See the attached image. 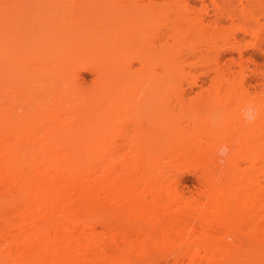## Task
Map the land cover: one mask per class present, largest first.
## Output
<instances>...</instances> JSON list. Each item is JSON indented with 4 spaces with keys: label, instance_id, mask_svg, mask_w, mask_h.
<instances>
[{
    "label": "bare ground",
    "instance_id": "1",
    "mask_svg": "<svg viewBox=\"0 0 264 264\" xmlns=\"http://www.w3.org/2000/svg\"><path fill=\"white\" fill-rule=\"evenodd\" d=\"M2 1L0 264H264V85L250 89L244 63L239 79L232 62L220 64L238 32H264V0H200L198 9L189 0H113L99 12L83 0L89 31L70 48L78 20L51 17L44 33L61 41L56 58L48 50L58 67L43 63L57 73L33 103L13 105L3 81L18 92L30 81L9 72L2 80L5 36L19 29L7 30L15 16L2 17ZM28 21L20 30L30 31ZM135 44L143 47L133 56ZM133 59L149 76L129 86ZM78 63L98 78L85 95L70 73ZM197 66L210 84L186 101L193 89L182 81ZM125 104L134 117L116 122L112 139L107 116ZM176 104L190 108L185 124L163 114ZM215 118L226 121L212 128ZM195 163L202 189L184 194L177 169Z\"/></svg>",
    "mask_w": 264,
    "mask_h": 264
},
{
    "label": "rangeland",
    "instance_id": "2",
    "mask_svg": "<svg viewBox=\"0 0 264 264\" xmlns=\"http://www.w3.org/2000/svg\"><path fill=\"white\" fill-rule=\"evenodd\" d=\"M1 1L2 0H0V2ZM4 1L7 2V4ZM93 1L91 0V3ZM112 1L113 0H97V1H94L93 4L88 2L89 3L88 6L90 7V9L94 8V9H97L96 10L97 12H99L101 8L103 7H105V9L107 8L110 9L108 5ZM127 1L128 0H123L122 2L128 3ZM217 1H220V0H217ZM2 2L3 4H1V6L2 7L6 6L5 10H2L1 12L3 13L2 17L3 16L4 17L15 16L13 21L9 20V23L8 21L6 22V24H9V25H6L7 30L9 32L11 31L15 32L16 30L12 28L14 25L16 26L18 25L17 27H19V29L17 30L18 33L15 32L13 33V35L12 33L8 34L10 36L12 35L10 39L8 38L10 36L6 35L9 32H6L5 34L6 35L5 39H7L8 44H9L8 47H10L9 50L11 51L10 52L8 51V54H7L10 56H6L5 58L6 61L4 62V65H3L1 77H2V80H4V78L6 79L5 73L9 72L10 74L13 75V80L15 81L16 79L21 80L24 83L26 81L27 82L30 81L29 82L30 86L18 92L17 90L15 91L14 86L12 84L9 85L7 84V82L3 81L1 90H2L3 95L6 97L7 104H12V105L18 104L21 101H23V103H30V101L33 103L34 99H36L38 95L41 94L45 90V82H46L45 79L48 77L49 78L55 77L57 73V69L55 68L58 67V64L54 62L53 60H55L57 56V52H58L57 46L59 45V42L61 41H59V39L57 38H54V39L48 38V35L44 33V32H47L44 30V28L48 25V22H50L52 18L62 19L66 16L67 17L69 16L70 20H72V18H74L73 20L75 19L78 20L76 21L78 23L76 24V27L73 28L71 31H69L66 36L68 37L70 42L67 41L65 43L67 44L66 46H69L68 44H71V41H74L76 39V36L80 34L82 35V33H85L87 30L89 31L88 28L89 26H91L90 25L91 22L89 23L88 18L85 21L81 20L82 19L81 17L83 16V14L86 16H89L87 13L84 12V11L87 12L89 7H87L86 9L85 3L87 2H84L83 0H65V1H62L60 4H58L55 8L50 7L51 2H49V0H3ZM205 2L207 3L208 1L205 0ZM90 4L91 6L92 5L93 6L91 7ZM189 4L194 9H198L201 6V1L200 0H189ZM90 9L89 11H91ZM99 18L101 19L102 17L100 16ZM25 20L27 21L29 20L28 21L29 25L32 24L31 25L32 29H31V26H29L30 31H29V28H28V31L26 32L20 30L19 25H23L21 23L24 22ZM260 20L263 21V19H260ZM12 24H13L12 27H8V26H11ZM223 24L228 25V22L224 21ZM99 36H100V33L98 37ZM263 36H264V32L262 30L259 31V36L257 38H253L252 35L248 33L238 32L236 35V42L234 45H229L227 47L223 46L220 48V55H221L220 64L224 66L232 62V71H233L232 76L236 77V79H239L237 75L240 72V64L244 63V67L241 72L243 73V76L245 77L246 81L249 83L250 89L252 91H258L262 89L264 85V76L262 74L264 72V39H263ZM115 38H116V35L115 33H113L112 34L113 41ZM35 40H37L36 41L37 43H34ZM19 43L22 45H20ZM69 47L73 48L74 46H69ZM142 47H143L142 45L135 44V46H133V48H131L130 50L131 55L133 54V56H135L141 50ZM54 48L56 49V51L54 50ZM50 49L56 53L55 54L51 52L55 54L54 56L55 58L51 56L52 54H49L50 52H48V50ZM18 52H20L19 53L20 56H18ZM12 55L13 56L16 55L15 57L18 56L19 57L18 59H20V57L24 55L25 58L21 57L22 60H18L16 58L17 61L15 60L13 61L11 58H8V57H12ZM15 57H13V59H15ZM43 59H46L47 62L51 63L54 67L55 66L56 67L54 68L48 63L44 64L43 61L44 62L46 61ZM45 66H48L51 68L44 70L43 68H45ZM73 66H74L72 67L73 69H71L70 67L69 68L71 70L70 73H72V71L75 73V77H76L75 82L77 84V86L75 87V92L78 93V95L88 94V92H91L96 86V82L98 80V78L96 77L97 74L95 75L94 71H92L91 69H88V67L83 64L79 65L78 63L77 65L74 64ZM131 67L134 73L131 76L132 77L131 80L129 81L131 83V84H128L129 86H132L133 85L132 82L134 83L137 80H139L140 83H143L144 81L147 80L149 76V72L147 69H141L138 61L133 59L131 61ZM117 69H118V66H117ZM186 70H189V77L187 76L188 79L183 80L182 83H184L185 86L192 85L193 91L186 94V101L188 100L190 101L194 97L195 91L209 86L210 78L206 73L204 74V69L202 67L197 66L194 68H188ZM130 88L131 87H128V89L125 90V93L127 95L132 92ZM186 108L187 107H183V105L179 106V104H176L174 106V109L168 112L164 111L163 114H165V116L169 118H175V117L181 118L182 122L185 124L187 120L186 117L189 116L191 113L190 108L188 110ZM89 113L90 112H86L85 114H89ZM134 113H135L134 108L125 104L124 106L120 107L118 110H115L114 113L107 116L108 122L113 124L111 125L110 128H108V131L110 132L112 139L115 138L118 134L117 128H115L116 122L128 123L134 117ZM225 121H226L225 119L223 121L218 120L217 118L212 119L211 127L216 128L219 124H222ZM131 127L132 126H130V128ZM129 130L131 129H128V131ZM197 166H198V163L181 164L179 165L177 169L176 178L178 182V187L184 194H194L202 189V183L200 179L198 178V173H197L198 167Z\"/></svg>",
    "mask_w": 264,
    "mask_h": 264
}]
</instances>
